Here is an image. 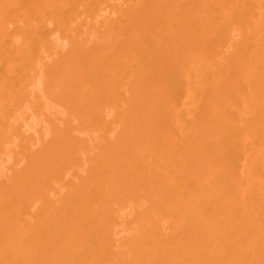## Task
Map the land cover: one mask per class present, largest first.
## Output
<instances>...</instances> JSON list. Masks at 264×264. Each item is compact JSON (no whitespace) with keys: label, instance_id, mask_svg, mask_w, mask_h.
<instances>
[{"label":"bare ground","instance_id":"obj_1","mask_svg":"<svg viewBox=\"0 0 264 264\" xmlns=\"http://www.w3.org/2000/svg\"><path fill=\"white\" fill-rule=\"evenodd\" d=\"M0 264H264V0H0Z\"/></svg>","mask_w":264,"mask_h":264}]
</instances>
